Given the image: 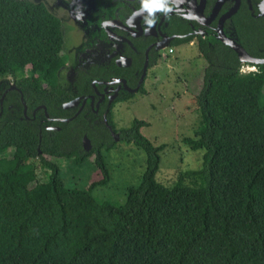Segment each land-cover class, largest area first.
Instances as JSON below:
<instances>
[{
	"label": "trees",
	"instance_id": "1",
	"mask_svg": "<svg viewBox=\"0 0 264 264\" xmlns=\"http://www.w3.org/2000/svg\"><path fill=\"white\" fill-rule=\"evenodd\" d=\"M237 17L232 39L253 57L264 55L257 51L264 21ZM198 51L205 60L195 96L198 120L182 142L201 149L202 162L166 183L155 177L164 145L140 131L147 121L135 118L117 129L111 112L109 126L80 114L48 134L37 119L24 118L19 92H7L0 115V264H264V64L247 63L255 70L242 71L237 53L215 37L210 46L203 39ZM65 61L61 22L43 3L0 0V77L15 79L28 116L39 103L65 112L61 104L71 95L58 84ZM111 130L144 156L143 171L120 187L106 160L116 147ZM91 157L101 176L78 186L86 207L76 191L63 193L62 165L78 173ZM113 188L123 189L121 200L107 194ZM102 210L103 228L74 237ZM61 237L72 248L66 260L49 254Z\"/></svg>",
	"mask_w": 264,
	"mask_h": 264
},
{
	"label": "flooded vegetation",
	"instance_id": "2",
	"mask_svg": "<svg viewBox=\"0 0 264 264\" xmlns=\"http://www.w3.org/2000/svg\"><path fill=\"white\" fill-rule=\"evenodd\" d=\"M217 1L163 0L164 9L171 10L151 14L142 7L141 0H64L58 3L55 7L67 15L60 18L53 14L61 22L66 54V61L58 71L59 87L71 95L61 104L65 112L59 115L39 103L28 116L22 92L16 87L15 79L8 75L0 77L12 79L0 84V115L7 92L14 89L19 92L24 118L37 119L40 132L42 128L48 134L59 132L62 124L80 114L84 119L96 118V122L100 120L109 126L108 113L113 116L116 103L130 99L118 98L142 92L140 88L154 66L166 58L165 51H174L176 46H170L174 39H183L179 45H190L199 52L203 39L210 46L211 38H218L219 23L221 34L232 38V31L237 30V15L249 14L264 21V0H224L219 5ZM148 21L153 24L150 26ZM257 51L264 53V46L257 47ZM254 58L264 59V55ZM136 87L137 91L131 92Z\"/></svg>",
	"mask_w": 264,
	"mask_h": 264
},
{
	"label": "rangeland",
	"instance_id": "3",
	"mask_svg": "<svg viewBox=\"0 0 264 264\" xmlns=\"http://www.w3.org/2000/svg\"><path fill=\"white\" fill-rule=\"evenodd\" d=\"M33 1L45 4L50 13L60 18L67 16L66 12L63 13L55 7L64 0ZM165 52L166 58L162 57L164 59L154 66L146 79L144 91L135 92L130 99L117 102L112 116L117 129L131 127L135 118L147 121L148 125L140 128L141 133L154 145H164L159 151V168L155 175L156 179L163 183L172 180L179 170L196 169L201 165L202 150L192 151L182 142V138L191 135L197 124L198 111L195 96L202 82V72L205 67L203 57L190 45H178L174 47L173 52L170 53L167 50ZM240 68L242 71L253 69L246 64H242ZM33 70L32 65L25 66L27 73ZM3 81L11 82L12 79H0V84ZM112 135L116 147L110 151L106 160L114 168L112 182L120 187L122 182L134 179L135 174L143 171L140 162H143L141 160L144 156L142 152L136 156L135 146L121 142L119 133L112 131ZM50 159L58 165L63 162L62 158L50 157ZM84 164L80 172L74 173L72 168H67L69 166L67 162L63 163L65 173L63 193L76 191L77 200L82 201V205L87 207L86 195L80 193L78 186L99 178L101 174L93 163V157ZM107 194L113 200H121L124 197L123 189L120 188H113ZM102 213L103 210L99 211L95 216L87 219V222L81 224L75 230L74 237L93 232L97 230V227L103 228L99 218ZM92 229L94 230L91 231ZM63 244H65L64 237H61L59 246L55 245L56 250L50 247L49 254L52 258L66 260L72 248H67V245L63 247Z\"/></svg>",
	"mask_w": 264,
	"mask_h": 264
},
{
	"label": "water",
	"instance_id": "4",
	"mask_svg": "<svg viewBox=\"0 0 264 264\" xmlns=\"http://www.w3.org/2000/svg\"><path fill=\"white\" fill-rule=\"evenodd\" d=\"M224 0H218L216 4H221ZM221 24L219 23L217 31H218V38L227 46H229L231 49H233L241 62H248V63H253V64H259V63H264V59H258V58H254L252 56H250V54L245 50V48L239 44L238 42H236L235 40H233L232 38H228L223 36L222 30H221ZM138 87L134 88L131 90V92H135L137 91ZM83 148L85 150H90L91 149V143L90 140L87 136L83 137Z\"/></svg>",
	"mask_w": 264,
	"mask_h": 264
},
{
	"label": "clouds",
	"instance_id": "5",
	"mask_svg": "<svg viewBox=\"0 0 264 264\" xmlns=\"http://www.w3.org/2000/svg\"><path fill=\"white\" fill-rule=\"evenodd\" d=\"M142 7L147 9V11L151 14L155 11H170L171 9H164L163 0H141ZM148 24L151 26L153 24L152 21H148ZM253 67V66H252Z\"/></svg>",
	"mask_w": 264,
	"mask_h": 264
},
{
	"label": "built area",
	"instance_id": "6",
	"mask_svg": "<svg viewBox=\"0 0 264 264\" xmlns=\"http://www.w3.org/2000/svg\"><path fill=\"white\" fill-rule=\"evenodd\" d=\"M250 70H255V68L253 67V69H249V70H246V71H250Z\"/></svg>",
	"mask_w": 264,
	"mask_h": 264
}]
</instances>
